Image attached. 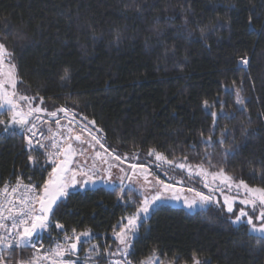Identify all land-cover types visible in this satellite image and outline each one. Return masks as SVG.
<instances>
[{
	"label": "trees",
	"instance_id": "1",
	"mask_svg": "<svg viewBox=\"0 0 264 264\" xmlns=\"http://www.w3.org/2000/svg\"><path fill=\"white\" fill-rule=\"evenodd\" d=\"M0 41L13 54L18 91L43 96L49 110L74 108L78 123L94 120L109 151L143 158L155 149L205 167L210 159L264 187V0H0ZM225 126L234 133L220 144ZM209 135L215 144L205 143ZM47 152L30 149L24 131L0 125V185L19 178L41 186L53 168ZM72 193L55 215L64 228H49L44 239L91 231L100 252L93 259L106 264V252H117L121 218L139 200L134 191L121 200L119 188L104 186ZM154 256L174 264H264V239L215 203L195 210L161 204L129 255L135 264Z\"/></svg>",
	"mask_w": 264,
	"mask_h": 264
},
{
	"label": "snow or ice",
	"instance_id": "2",
	"mask_svg": "<svg viewBox=\"0 0 264 264\" xmlns=\"http://www.w3.org/2000/svg\"><path fill=\"white\" fill-rule=\"evenodd\" d=\"M187 22V21H185ZM248 23L252 25V17L249 16ZM254 26V25H253ZM223 27V25H221ZM191 36V34H189ZM201 39H206L203 31L201 32ZM241 64L247 65L246 58L241 59ZM62 80H70V72L65 69ZM20 83L17 76L16 64L11 51L8 50L5 43L0 41V110L4 114L9 115V121L6 123L0 120V125L4 126L7 131L12 126H19L24 132L28 133L27 142L31 146L33 144V137L39 132L44 140L49 141L48 145L36 143L41 149L48 151V157L53 165L49 178L41 186L33 183L23 184L17 178L15 186L5 184L0 189V196L3 200L0 201V264H13V257L17 255L20 250L31 249L32 255L26 260L16 259L15 264H41L42 261H48L49 264H77V260L67 259L65 256H76L79 251L83 250L84 244H90L93 237L91 231H82L77 233L75 229L72 230V235L67 232H62L63 243L56 242L55 248H49L41 253L43 245V234L49 228L55 227L63 229L64 225L55 220V215L59 211L63 202L73 193L70 189H75L77 185L87 187L89 184H96L97 181L102 183H114L112 181L113 164L109 163L111 158L115 161H121L126 158V154L118 153L115 147L109 151L108 147L102 143V137L96 133H103V129L95 127V121H90L89 124L79 122L74 127L76 120V113L74 108L67 106L53 105L52 110L45 105L44 97L39 94L29 96L18 91L17 84ZM237 99L236 103L245 108L246 102L241 97V89L234 88ZM205 108L212 106L204 102ZM239 110V109H238ZM223 112V108H221ZM60 114H63L61 117ZM232 113H226L225 118L232 116ZM44 116L50 119L45 120ZM213 117V124H216L215 118L217 113L211 112ZM67 119L66 124H62L61 120ZM83 120H87L84 117ZM47 124V134L38 127L37 122ZM55 125V130L53 129ZM251 127L249 123L243 130L242 135L247 133V129ZM84 133H87L89 139L84 138ZM234 130L225 126L220 132L218 141L220 144L225 143V137L233 135ZM75 142V146H74ZM205 143L212 145L215 141L209 135ZM88 147L85 148L84 145ZM100 150H96V146ZM93 150L90 157H85L88 149ZM230 149L226 148L224 155L227 156ZM107 154V157L105 156ZM148 156H153L156 161L174 165L175 168L187 170L189 175L195 174L204 180V187L209 189V194L196 191L194 188H188V192H194L192 199L187 196L179 195L183 189H177L175 184L166 183L159 177H155V181L149 180V169L144 164H132V176L137 175L136 170L139 169V175L143 180L152 187V194L147 193L144 185H141L143 196L142 201L136 203L134 213L126 218H121L122 224L120 230L115 232L119 244L117 252H111V256L119 254L122 259L114 261L109 260L108 264H132L127 257L130 255L132 248L131 238H135L139 227L150 215V210L157 202H162L166 197L165 194L173 192V199H183V202L188 208H194L198 204H207L210 202L220 203L216 199L215 193L220 192L223 196V206L228 213L234 214L232 222L234 224H246L250 227L251 232L259 234L261 239H264V187H253L246 183L243 179L235 177L230 172L225 171L221 165H211L209 159V167H205L203 163L195 166L186 163L187 156L183 157L184 162H176L175 159H169L163 153L150 149L147 152ZM85 157L82 161H77L76 157ZM32 160L33 157L29 156ZM89 159L91 163L89 164ZM107 164V168H102V165ZM214 169V170H210ZM124 176L119 177L121 187L120 199L132 200V190L124 191L123 180L128 173L124 169H120ZM106 173V175L104 174ZM167 176V172L164 173ZM81 177L77 180V177ZM132 176H128L129 182L132 181ZM215 185V187H212ZM21 188L23 191H21ZM225 189L228 191L235 190V195H226ZM237 204L241 207H235ZM38 205V207H37ZM247 209V210H246ZM35 237V239H33ZM99 245H91L88 248V257L83 264H88L93 255H100L98 251ZM95 264V262H94ZM144 264V262H142ZM194 264H201L198 259L194 260ZM206 264V262H205Z\"/></svg>",
	"mask_w": 264,
	"mask_h": 264
},
{
	"label": "rangeland",
	"instance_id": "3",
	"mask_svg": "<svg viewBox=\"0 0 264 264\" xmlns=\"http://www.w3.org/2000/svg\"><path fill=\"white\" fill-rule=\"evenodd\" d=\"M2 112H3V110H0V113H2ZM45 117H46L45 120L50 119L47 116H45ZM9 118H10V116H9ZM61 122H62V124H66L67 119H62ZM37 123L40 124L42 127H45V131L47 134V127H48L47 124H41L39 122H37ZM77 124H78V122L75 120L73 126L76 127ZM10 128H18L21 132H23V130L19 126L14 125ZM53 129L55 130V125H53ZM76 130L79 131V128L76 127ZM96 134L98 135V133H96ZM84 138L89 139V137L87 136V133H84ZM46 142H47V140H46ZM46 142H44V144ZM45 145H48V144H45ZM74 146H75V142H74ZM84 147L87 148L88 145L85 144ZM96 150L102 151V149H99L98 145L96 146ZM48 151H51V149L49 148ZM92 154H93V150L91 148H89L88 152L85 153V157H90ZM47 156H48V152H47ZM105 156H106V158H108L106 153H105ZM85 157L77 156L76 160L82 161ZM108 159H109V163H112L114 165L112 170H111L112 171V181L114 183H102V182L97 181L96 184H94V185L89 184L87 187L96 188L98 186H106V187H110V188L111 187L120 188L121 184H120L119 177L124 176V173H122L120 171V169L121 168L124 169V172L128 173V176H132V170L130 169V165H132V164H144L149 169V177L148 178L150 181L154 182L155 177H159L161 180H165L166 183L175 184L177 189H183V191L179 193V195H181L182 197L187 196L189 199L193 198L194 192H188L187 191L188 188H194L196 191L204 192L206 195L209 194V189L204 187V180L202 177L197 176L195 174L189 175L187 170H181V169L175 168L174 165H168L166 163L156 161L153 156L147 155L146 157H143V158L142 157H139V158L138 157L122 158L121 161H115L111 158H108ZM48 161L51 164V166L53 167L49 157H48ZM90 163H91V159H89V164ZM193 166H195V165H193ZM102 168L106 169L107 164L102 165ZM136 172H137V175L132 176L131 182H129L128 176H125L122 186H123L125 192H128L130 189L132 190V192L134 191L135 197H137V199L139 201H142L143 196L141 195V193L143 190L141 188V185H144V187L148 190L147 193H145V194L151 195L153 190H152L151 185L147 184L143 180V177L139 175V169H137ZM165 172H167V176L164 175ZM104 174L106 175V173H104ZM80 179H81V177L78 176L77 180H80ZM212 187H215V185H212ZM83 188H86V187H81L80 185H77L75 189H70L69 191L72 192V191H76V190L83 189ZM225 194L229 195V196L235 195V190L228 191L227 189H225ZM173 195H174L173 192L166 193L165 194L166 198L162 202H157V204L154 205L153 208H155L156 206L161 205V204H174V205L184 206L188 210H195V209L210 205L212 203H215V202H210L207 204H198L194 208H188L185 205V203L183 202V199H180V200L173 199L172 198ZM215 196H216V199H218L220 201L219 204H217V203H215V204L222 207L226 211V208L223 206V196L220 194V192H216ZM37 207H38V205H37ZM235 207L239 208V207H241V205L237 204ZM151 210H150V212H151ZM228 214L230 215L231 219L233 220L234 214H232V213H228ZM125 222H126V220H123L121 222V226ZM120 227H119V230H120ZM249 229H250V227H249ZM45 233H47V232H45ZM255 234H257V233H255ZM130 239H131V243H132L133 238L130 237ZM56 242L63 243V238H61L59 240L48 238L47 241H45V239H44V245H45V247H48V248H55ZM93 244L96 245V242H93L91 240L90 244H84L83 245V250L79 251L76 254V256H71V257L65 256L64 259L65 260H67V259L77 260V264H83L84 260L87 259V257H88L87 250ZM26 250L29 251L28 257H30L32 255V251L30 249H26ZM108 252L110 253V251H108ZM28 257H26L24 260H26ZM94 262H95V264H97L96 261L92 258L91 260L88 261V264H94ZM13 264H15V260H13ZM41 264H49V262L48 261H42ZM144 264H174V263L160 262V259L154 256L152 258L145 260Z\"/></svg>",
	"mask_w": 264,
	"mask_h": 264
},
{
	"label": "built area",
	"instance_id": "4",
	"mask_svg": "<svg viewBox=\"0 0 264 264\" xmlns=\"http://www.w3.org/2000/svg\"><path fill=\"white\" fill-rule=\"evenodd\" d=\"M38 127H41V129L45 132V130L43 129V127H42L40 124H38ZM45 133H46V132H45ZM28 135H29L28 133L24 132V137H25V140H26V143H27V144H28V142H27V136H28ZM37 141H39L40 143H43V144H44V142H46V140H44L43 137L40 136L39 132L37 133V135H36L35 137H33V144H32L31 146L28 144V147H29L30 149H39L40 147H39V145L36 143ZM16 181H17V179H13V180L7 181V182H5L4 184L0 185V189H2L3 186H4L5 184H8V185H10V186H15ZM21 181H22V180H21ZM22 182H23V184H28L27 182H24V181H22ZM21 191H23L22 188H21ZM2 200H3V197L0 196V201H2ZM44 236H45V233L43 234V245H44ZM33 239H35V237H34ZM47 249H49V248H48V247H45V245H44V247L41 249V253H43V252H44L45 250H47ZM30 250H31V249H30ZM31 251H32V250H31ZM105 259H106V264H108V261H109V260L114 261V260H116V259H122V257H120L119 254H118V255H115V256H111L110 253L107 251V252H106V257H105ZM127 259H130V260L132 261V259H131L129 256L127 257ZM45 261H46V260H45ZM132 264H135V263L132 261Z\"/></svg>",
	"mask_w": 264,
	"mask_h": 264
},
{
	"label": "crops",
	"instance_id": "5",
	"mask_svg": "<svg viewBox=\"0 0 264 264\" xmlns=\"http://www.w3.org/2000/svg\"><path fill=\"white\" fill-rule=\"evenodd\" d=\"M99 187V186H98ZM104 187H106V186H104ZM88 188H91V187H86V188H83V189H79V191H84V189H88ZM107 188H110V187H107ZM111 188H114V187H111ZM77 191V190H76ZM93 239V238H92ZM91 239V240H92ZM117 239V238H116ZM134 239V238H133ZM133 241V240H132ZM117 243L119 244V242H118V240H117ZM118 244H117V246H118ZM94 257V256H93ZM92 257V258H93Z\"/></svg>",
	"mask_w": 264,
	"mask_h": 264
},
{
	"label": "water",
	"instance_id": "6",
	"mask_svg": "<svg viewBox=\"0 0 264 264\" xmlns=\"http://www.w3.org/2000/svg\"><path fill=\"white\" fill-rule=\"evenodd\" d=\"M198 260L201 262V264H203V262L200 259H198ZM192 264H194V262Z\"/></svg>",
	"mask_w": 264,
	"mask_h": 264
}]
</instances>
